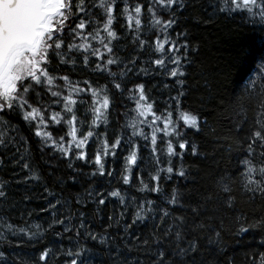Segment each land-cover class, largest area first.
Masks as SVG:
<instances>
[{"label": "snow or ice", "instance_id": "obj_1", "mask_svg": "<svg viewBox=\"0 0 264 264\" xmlns=\"http://www.w3.org/2000/svg\"><path fill=\"white\" fill-rule=\"evenodd\" d=\"M186 7L185 0H135L134 3L132 0H0V148L10 152L7 158L12 161L13 169L21 168L22 172L31 173L23 181L15 180V184L40 180L22 154V150L26 152L30 148L29 140L36 138L42 155L49 152L55 158V154H59L61 162H69L73 183L83 175L75 162H83L81 168L91 167L89 175L93 178H115L116 169L107 167L109 159L115 165L120 155L130 149L124 156L121 176L123 184L130 186L134 178L133 166H137L141 148L138 141L142 140L143 147L150 149V154L155 157L157 168L155 174H150L148 183L141 174L139 192L155 193L159 199L160 181L165 172L169 180L174 175L187 179L190 170L183 165L176 169L173 158L178 157L183 162L189 149L194 158H211L217 166L220 163L215 160L217 154L223 160L224 153H228L231 159L235 151L236 168L243 169L239 172L242 191L250 201L261 200L264 209V57L255 73L248 77L241 96L231 97L227 102L222 96L217 101L218 94L207 99L208 104L214 105L210 111L217 113L216 124L210 125L207 119L201 121L198 115L185 111L182 98L190 86L184 69L192 65L194 50L186 33L178 32L173 37L172 32ZM212 7L211 15H237L245 23L264 29V0H215ZM168 13L171 14L165 19ZM145 14L148 33L144 32ZM203 22L210 23V20ZM117 23L123 36L118 35ZM129 37L131 48L137 55H120L127 51V46L118 47L119 42ZM145 50H150L151 55L142 62L140 56ZM195 51L198 52V47ZM151 56L158 58L151 59ZM138 64L142 66L137 67ZM77 69L87 70L97 79L74 80L72 77L78 75ZM158 69L166 74V78L175 80L180 89L176 96H169V102L162 110L157 107V101L151 99L144 83L127 87L132 78L147 77L150 71L155 73ZM100 78L105 82L99 83ZM202 86L208 87L207 80ZM168 87L165 84V88ZM129 103L134 107L129 108ZM121 107L124 112L119 111ZM113 109H117V123L120 117L126 118L115 139L109 132ZM101 125L104 126L103 132L100 131ZM25 127L31 137L24 134ZM64 128L67 130L63 135H55ZM188 130H193L196 135L206 132L213 145L212 152L201 153L200 145L188 138ZM93 143L96 145L94 155ZM158 143L165 144L166 148L161 149ZM161 153L168 157L166 168L161 166ZM2 164L4 156L0 154ZM19 174L14 172V176ZM12 182L0 181V204L6 205V210L0 213V260L5 264H28L27 258L18 250L28 244L34 247L43 230L40 225H29L27 221V226H20L8 214L7 209L15 211L18 203L23 202L8 203ZM195 182L193 176L192 183ZM233 183H236L235 179ZM222 191L228 194L227 208L234 209L236 197L232 189L224 185ZM44 192L46 200L47 197L55 199V203L48 200V208L41 209L52 212L49 228L61 226L63 231L57 232L56 236L62 239L68 234L80 245L75 251L69 248L57 252V259L68 257L70 264H95L99 257L88 247V242L92 241L101 246L110 245L106 251L114 264H145L139 259H122L125 250L143 252L148 257L147 264H207L202 243L206 224L196 221L211 196L205 198V204L197 201L195 206L180 205L186 210L190 208L191 220L184 215L173 216L168 207L159 208L156 200L136 201L134 197L136 211L130 224L123 221L125 235L111 236L107 228L104 235L89 231L85 212H73L71 206L66 212H58V205L64 207L61 200L47 186ZM107 195L119 197L124 206L120 218L115 215L108 218L119 225L128 211V204L119 188ZM181 197L182 194L173 189L171 198L163 203L175 206ZM23 200L30 201L31 197L24 196ZM97 200L99 205L106 203L103 193L89 190L84 194L83 206ZM74 203L80 206L81 198L77 196ZM149 214L153 221L159 216V223L153 224L150 238L133 234L131 229L137 223H144ZM31 215L28 212V216ZM248 215L241 213L234 218V223L239 224L237 234L254 228L264 231V215L256 216L253 212L251 223ZM33 227L36 231L31 230ZM73 231L75 237H71ZM223 231L221 220L215 236L222 238ZM9 235L14 239H9ZM208 239L209 243L213 242ZM120 241H123L122 245ZM260 243L264 246V237ZM53 251L50 247L44 248L34 264H47ZM245 260L246 264H264V251L254 249L245 254Z\"/></svg>", "mask_w": 264, "mask_h": 264}, {"label": "trees", "instance_id": "obj_2", "mask_svg": "<svg viewBox=\"0 0 264 264\" xmlns=\"http://www.w3.org/2000/svg\"><path fill=\"white\" fill-rule=\"evenodd\" d=\"M134 3L135 0H132ZM187 7L183 9L179 16V24L172 32L173 37L176 33H186L188 41L194 50L191 53V59L193 61L190 67L184 69L187 73V83L190 86L186 88V96L182 98L183 109L191 112V114L198 115L201 121L207 119L210 125H214L217 122V113L210 111L214 105L208 104L206 101L212 94H218L216 96L217 101L219 97H224L227 102L231 97H239L242 95L245 83L249 76L255 73L257 66L261 63V58L264 57V29L260 26H254L245 23L239 16L233 15L231 17L226 14L211 15L213 13L212 5L215 0H185ZM168 13L164 16L168 18ZM210 23H204L203 21H209ZM144 32L148 33V17L145 14L144 17ZM119 23H123L120 21ZM119 23L116 24L118 35L123 36L124 33L119 30ZM144 38H147L145 36ZM131 37L127 40L119 42L118 47L127 46V51L119 53L128 57L137 55V52L133 51L130 45ZM183 39L181 40V43ZM198 47V52L195 51ZM66 50V49H65ZM150 50H145L144 54L140 56V60L147 61L150 58ZM158 56H151V59H156ZM142 64H138L137 67H141ZM151 67V66H150ZM64 69L63 71H67ZM113 71L118 69L113 68ZM170 71V68H169ZM78 75H73V79H92L95 81V76H90L87 70L80 71L77 69ZM207 80L208 87L205 88L202 85ZM104 79L100 78L99 83H104ZM144 83L146 90L151 99L157 101V107L161 110L169 102V96H176L180 90L176 85L175 80L166 78V74L162 70H156L155 73L150 71L147 77L141 75L139 79L132 78L131 83L127 85L128 88L133 87L134 84ZM165 84L169 87L165 88ZM201 85V86H197ZM127 96V92L124 94ZM119 100L120 98L117 97ZM128 107H134V104L129 103ZM84 111L83 108L80 109ZM117 109H113L111 117V127L109 132L113 133L112 139H115V135L120 134L121 125L126 123L125 117L119 118L117 123V117L115 115ZM120 112H124L123 107L119 108ZM175 118V117H174ZM90 119V117H89ZM18 122V121H14ZM182 124V121H181ZM23 127V126H22ZM67 129L55 133V135H63ZM24 134L31 137V132L28 128L23 129ZM87 131V128L84 129ZM100 131H104V126L101 125ZM207 131V129H206ZM188 138L200 145L201 153H211L213 145L211 139L206 135V132H201L196 135L193 130H188ZM141 144L140 151L138 153L139 159L137 166H133L134 178L131 181L130 186L124 185L122 181V173L124 168V156L128 154L130 149L124 151L120 157L119 162L115 165L109 159L107 167L109 170L116 169V177L109 180L107 176L104 178H93L89 175L92 168L89 166L81 165L83 162H75L76 167L83 172V175L78 177L77 182L73 183L70 179L72 171L68 168V161L61 162L59 154H55V158H52V154L49 152L43 155L39 151V144L36 138L29 140L30 148L28 151L22 154L25 159L28 160L32 169L40 176L39 181H31L29 183L15 184V180H24L25 176H29L31 173L27 171H21V168L12 167V161L7 157L10 152H6L0 148V154L4 156V164L0 165V181H13L10 187V200L8 203L20 202L15 211L7 209L8 214L15 218V222L20 226L40 225L42 231L41 236L37 237L38 243L28 244L18 252L26 257L28 264H34L38 259L40 252L44 248H52L53 255L48 259L47 264H70V258L61 257L56 258V253L62 249L67 251L72 248L76 250L77 245L74 239H71L68 234H65L62 239L56 236L57 232H62L63 228L57 225L54 229L49 228V224L52 221V212L41 211L42 208H48V200L55 203L53 197H47L44 192V187L47 186L56 196L61 200V204L64 205L61 208L59 205L58 212H66L71 206L73 212H85L87 224L86 228L100 235L105 234V229L111 236L125 235V224L131 223L136 211V201L139 200H156L159 208L168 207L173 216L184 215L192 219V213L190 208L186 210V207L180 205H192L199 201L201 204H205V198L211 196L212 199L208 200L205 204V209H202V215L196 221L197 223H205L206 228L202 234V243L205 246V258L207 264H246L245 254L252 251H264V246L260 241L264 237V231L259 229H251L247 233L237 234L239 224L234 223V218L241 215V213H248V222L251 223L254 219L252 213L255 212L256 216L264 215V209H262V201L256 199L254 202L250 201L248 196L242 191L241 178L239 172L242 171V167L237 170L236 168V152L232 153L230 159L228 153H224L223 160L219 154L216 155L215 160L220 161L217 166L216 163L210 158L204 160L199 157H193L191 155V149L185 154L183 162L176 157L173 158L176 169H179L182 165L186 169L190 170V174L185 178H178L175 175L169 180L167 179V173H163L164 179L160 181L161 194L159 199L155 193H142L138 189L141 187L140 177L141 174L145 183L149 182L150 174H155L156 163L155 157L150 154V149L143 147V141H138ZM161 149L166 148L165 144H159ZM27 147V146H26ZM92 154L95 153L96 145L92 144ZM15 151V149H11ZM177 151L179 149L177 148ZM243 159V156L240 157ZM161 166H168V157L161 153ZM197 169L199 171H197ZM14 172L20 173L14 176ZM193 176L196 178V182L192 183ZM224 179L221 180L220 177ZM235 179L236 183H233ZM153 184L155 182H152ZM224 185H227L232 189V194L236 197L234 203V209L227 208L225 203L228 194L222 191ZM119 188L120 195L125 198L128 204V211L122 218V222L117 225L115 220L110 221L108 218L115 215L120 218V213L124 211V206L120 203L119 197H110L107 194L111 191ZM173 189H177L182 197L179 203L175 206L165 205L163 202L171 198ZM94 190L104 194L106 199L105 205H99L98 200L96 202H90L87 206L84 205V194ZM24 196L31 197L30 201L23 200ZM79 196L81 198V205L77 206L74 201ZM67 201V204L64 202ZM26 209V210H24ZM6 210L5 204H0V213ZM23 211V215L21 212ZM28 212L32 215L29 217ZM221 220L223 221L222 238L215 236V231L221 227ZM77 224L79 220L75 221ZM171 222V218H169ZM159 223V216L155 221L149 218L144 223H137L131 232L135 235L141 236V238L149 237L153 231V224ZM109 225L111 227L109 228ZM36 231L35 227L31 229ZM71 237H75V232L71 233ZM213 241L209 243V239ZM9 239H14L9 235ZM26 239V238H25ZM121 245L123 241H120ZM81 244L83 240L81 239ZM110 245H99L98 243L89 241L88 247L97 253L98 259L95 264H114L113 259L109 257L106 249ZM127 261H135L137 259L145 261L147 264L148 257L143 252L133 250L131 252L124 251V255L121 257ZM0 264H5L3 260H0Z\"/></svg>", "mask_w": 264, "mask_h": 264}]
</instances>
